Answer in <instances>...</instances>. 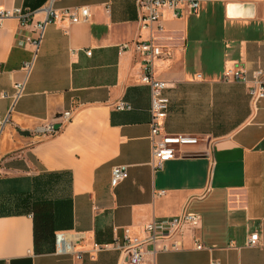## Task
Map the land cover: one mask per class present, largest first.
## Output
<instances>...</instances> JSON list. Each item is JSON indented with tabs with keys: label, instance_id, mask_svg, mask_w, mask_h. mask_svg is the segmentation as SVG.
Listing matches in <instances>:
<instances>
[{
	"label": "crops",
	"instance_id": "1",
	"mask_svg": "<svg viewBox=\"0 0 264 264\" xmlns=\"http://www.w3.org/2000/svg\"><path fill=\"white\" fill-rule=\"evenodd\" d=\"M48 2L0 0V9L35 12L26 27L17 19L0 26V95L25 79ZM82 7L87 22L62 16L47 27L13 109L0 98V264H123L119 251L95 252L94 244L126 231L143 237L148 223L183 214L201 216V226L185 231L183 248L148 254L144 264H264V99L255 106L247 85L222 79L226 68L264 69V0H200L196 11H167L147 25L138 0L54 4L59 12ZM148 40L168 54L154 63L168 84L164 132L203 140L162 169L152 165L142 59L120 52ZM119 101L132 109L117 110ZM49 124L59 126L54 134L38 132ZM117 166L128 178L113 186ZM43 210L51 231L37 243L34 215ZM60 232L83 234L74 254L56 251ZM255 233L260 243L251 246Z\"/></svg>",
	"mask_w": 264,
	"mask_h": 264
},
{
	"label": "built area",
	"instance_id": "2",
	"mask_svg": "<svg viewBox=\"0 0 264 264\" xmlns=\"http://www.w3.org/2000/svg\"><path fill=\"white\" fill-rule=\"evenodd\" d=\"M56 0H49L44 8V19L36 24L37 36L31 42L34 47L32 58L24 62L23 71L25 79L13 84V92H4L0 98L11 101V110L25 94L27 80L30 77L40 48L42 46L46 29L55 23L62 16H67L72 23L87 22L90 17V10L87 7L67 8L61 12L55 10ZM189 7L196 11L200 7V0H138L140 20L144 24L159 23L165 12H170L174 18H181L185 8ZM35 12L22 8L0 9V26L5 20L17 19L21 27H26L33 23ZM135 52L142 59L143 75L141 83L150 87L151 108H150V141L152 145L153 161L155 169H162L167 161L182 159L185 157L184 149L197 146L203 140L194 135L188 134H168L163 130V122L167 117L169 109V99L165 96L168 84L154 76L155 60L168 54H164L163 48L153 40L136 41L123 44L120 52ZM91 55V52H87ZM225 82H240L248 86L249 94L253 104H257L264 99V69H259L249 75L245 70L234 67L226 68L222 77ZM119 111H130L132 106L119 101L115 105ZM64 119H71V112L64 113ZM6 121V120H5ZM5 122L0 121V126ZM41 134H54L55 125L49 124L38 131ZM128 178V168L117 166L112 170L113 186ZM202 218L199 215L183 214L180 216L168 217L154 220L144 227V236H132L128 231L122 239L116 238L112 243L99 245L94 244L95 252L119 251L123 255V264H144L146 256H155L159 252L177 251L183 248V238L186 230H195L201 226ZM83 239V234L60 232L55 235L56 251L60 254H74V246ZM260 243L257 233L251 235L249 245L256 246ZM198 248H202L199 244ZM213 264H219L214 262Z\"/></svg>",
	"mask_w": 264,
	"mask_h": 264
},
{
	"label": "trees",
	"instance_id": "3",
	"mask_svg": "<svg viewBox=\"0 0 264 264\" xmlns=\"http://www.w3.org/2000/svg\"><path fill=\"white\" fill-rule=\"evenodd\" d=\"M39 216V219H36ZM35 222V242H39L46 234L51 231L50 215L43 210L41 213L34 215Z\"/></svg>",
	"mask_w": 264,
	"mask_h": 264
},
{
	"label": "water",
	"instance_id": "4",
	"mask_svg": "<svg viewBox=\"0 0 264 264\" xmlns=\"http://www.w3.org/2000/svg\"><path fill=\"white\" fill-rule=\"evenodd\" d=\"M59 126H55V129H57Z\"/></svg>",
	"mask_w": 264,
	"mask_h": 264
}]
</instances>
